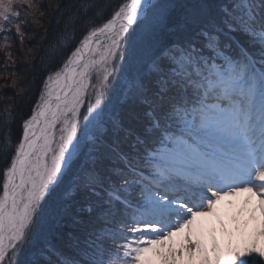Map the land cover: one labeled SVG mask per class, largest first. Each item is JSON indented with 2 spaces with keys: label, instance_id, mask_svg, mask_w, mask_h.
I'll return each instance as SVG.
<instances>
[{
  "label": "snow or ice",
  "instance_id": "obj_1",
  "mask_svg": "<svg viewBox=\"0 0 264 264\" xmlns=\"http://www.w3.org/2000/svg\"><path fill=\"white\" fill-rule=\"evenodd\" d=\"M36 10L0 0V33L23 45ZM81 10L86 34L0 172V264H264V247L225 256L213 237V259L192 235L224 197L253 193L264 210V0Z\"/></svg>",
  "mask_w": 264,
  "mask_h": 264
},
{
  "label": "trees",
  "instance_id": "obj_2",
  "mask_svg": "<svg viewBox=\"0 0 264 264\" xmlns=\"http://www.w3.org/2000/svg\"><path fill=\"white\" fill-rule=\"evenodd\" d=\"M81 2L82 0H34L40 24L32 23L31 17H28V23L22 25L25 29L23 45L20 44L18 37L13 39L14 29L11 33H0V46L4 45L3 36L7 34L10 46L6 51L18 53L17 58H19L15 62L4 59L5 50L0 49V172L10 156L14 154L15 144L22 136V126L17 123L30 116L33 107L30 109L29 105L35 104L38 99L39 90L43 87L46 75L62 66L67 55H70V51L86 34L82 10L80 14L76 13V7ZM120 2L121 0H96L99 6L97 19L108 15ZM20 10L21 18H24L25 10L23 8ZM64 35L67 36L66 40L62 39ZM23 63L24 67L26 66V72L21 79L15 80V87H13V84H9V79L6 78L7 73L2 74V72L7 68H15L19 73ZM245 242L244 245L229 246L225 253L220 252V254L226 256L230 249L251 246L250 242ZM53 243L58 248H66L63 241L54 240ZM206 251L209 252L208 248ZM216 255L217 253H210L213 259Z\"/></svg>",
  "mask_w": 264,
  "mask_h": 264
},
{
  "label": "rangeland",
  "instance_id": "obj_3",
  "mask_svg": "<svg viewBox=\"0 0 264 264\" xmlns=\"http://www.w3.org/2000/svg\"><path fill=\"white\" fill-rule=\"evenodd\" d=\"M7 52L11 53L12 51L7 50ZM3 55L4 59H8L5 53ZM17 56L18 53L12 52V59L10 60L15 62L19 59ZM22 65L19 73L15 68H7L2 72V74L7 73L6 75L8 77L6 78L9 79V84H13V81L23 77L26 72V66L24 67V63ZM15 77H17V79ZM32 107H34V104L29 105L30 109ZM22 123L23 121L17 124H21L22 126ZM238 195L241 196V204L240 208L234 214L232 213V205L224 207L221 202H218L215 205L212 215L199 218L192 229L193 239H200L204 247L205 244L209 242L211 250H213V237L219 248H223L229 242L240 237H246L250 245L255 244L257 247H264V235H262L264 234V210H262L260 199L249 192L238 193L234 195V199H236ZM227 197H229L231 201L233 200L231 199L233 196ZM228 220H232V222ZM187 232L188 230L186 229L185 233L175 238L176 241H181L184 234ZM208 251L207 254L210 256V249H208ZM154 259L156 260V264H159V259L155 257ZM196 264H199V258H197Z\"/></svg>",
  "mask_w": 264,
  "mask_h": 264
},
{
  "label": "bare ground",
  "instance_id": "obj_4",
  "mask_svg": "<svg viewBox=\"0 0 264 264\" xmlns=\"http://www.w3.org/2000/svg\"><path fill=\"white\" fill-rule=\"evenodd\" d=\"M239 194H241V193H239ZM231 199H233V200L231 201L230 199H227V197H224L219 202H221L224 207L227 205H232V208H233L232 213L234 214L240 208L241 196L238 195V197L236 199H234V196H233ZM228 221L232 222V220H228Z\"/></svg>",
  "mask_w": 264,
  "mask_h": 264
}]
</instances>
